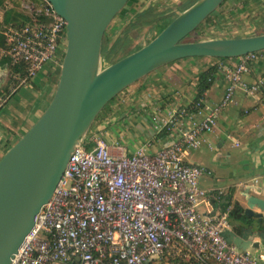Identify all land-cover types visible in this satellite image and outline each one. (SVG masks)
I'll list each match as a JSON object with an SVG mask.
<instances>
[{"label": "built area", "instance_id": "2783aa9c", "mask_svg": "<svg viewBox=\"0 0 264 264\" xmlns=\"http://www.w3.org/2000/svg\"><path fill=\"white\" fill-rule=\"evenodd\" d=\"M21 8L26 18L17 22H5L0 12V55L10 63L0 108L44 63L58 62L65 45L66 20L48 0H26ZM260 54L247 52L233 64L219 61L226 85L202 117L204 96L152 116L158 131L178 133L153 152L145 145L127 151L97 131L83 136L8 264H161L162 258L166 264H264V252L255 257L226 239L232 205L222 204L221 189L201 187L204 167L182 157L199 147L238 88L250 95L264 91V76L243 78Z\"/></svg>", "mask_w": 264, "mask_h": 264}, {"label": "water", "instance_id": "95a60500", "mask_svg": "<svg viewBox=\"0 0 264 264\" xmlns=\"http://www.w3.org/2000/svg\"><path fill=\"white\" fill-rule=\"evenodd\" d=\"M48 1L66 20L65 45L44 108L0 157V264L9 263L33 226L75 145L126 87L179 58L238 57L264 50V31L187 39L225 1L194 0L146 43L102 66L108 43L121 33L108 40L112 22L132 0ZM242 196V211L223 234L257 257L264 252V197L249 188Z\"/></svg>", "mask_w": 264, "mask_h": 264}, {"label": "crops", "instance_id": "0c3cea01", "mask_svg": "<svg viewBox=\"0 0 264 264\" xmlns=\"http://www.w3.org/2000/svg\"><path fill=\"white\" fill-rule=\"evenodd\" d=\"M6 2V9L4 2L0 4L4 21L9 14V21L5 22L26 18L21 8L25 0ZM263 5L264 0H235L232 10L248 12ZM242 11H239L241 16ZM161 21L150 38L167 23L165 19ZM224 27L228 30V26ZM4 58L0 55V90H5L8 84V63ZM223 61L233 64L237 57ZM57 63L55 60L44 63L37 74L19 87L0 108V157L41 113L51 92ZM210 64H216L218 72L211 86L203 92L205 102L201 113L197 114L198 118L202 117L207 106L222 95L226 78L217 60L192 56L168 62L126 87L116 99L106 104L105 112L102 111L95 119L92 131L101 133L109 143L121 142L127 151L145 145L153 152L170 143L178 133L158 131L157 122L152 116H163L167 110L188 106L196 94L197 74ZM260 76H264V50L251 63L250 71L243 74L246 81ZM177 119L181 120V125H187L184 117L178 116ZM182 157L203 166L200 186L209 190L221 189L223 196L229 192V204L237 201L243 207L242 193L245 188L264 197V91L250 95L238 88L231 102L221 111L214 128L202 134L199 147L184 152ZM200 208L207 210L205 204ZM230 218L231 226L233 220Z\"/></svg>", "mask_w": 264, "mask_h": 264}, {"label": "rangeland", "instance_id": "374dc122", "mask_svg": "<svg viewBox=\"0 0 264 264\" xmlns=\"http://www.w3.org/2000/svg\"><path fill=\"white\" fill-rule=\"evenodd\" d=\"M189 2L190 0H132L128 6V9L125 11L126 13L119 14L112 22L111 29H109L108 32L109 39H107L111 41L117 31L121 30L119 35L120 38H118L112 44L108 43L107 47L110 48L107 49L106 53L109 55V60L103 58L102 66L106 65L107 62L115 58H119L135 50L137 46L146 43L148 39H151L150 37L154 31H156V29H158L160 26L162 22L161 20H169ZM234 2L235 0H225L218 7L217 11L212 13L211 19L208 21H203L196 31L191 33L187 39L224 37L226 35H245L248 33H256L264 30V5L257 10H249L248 12L239 9V11H242L241 16L239 11L232 10ZM143 8L145 9L144 13ZM131 19H137V25H132L130 22ZM112 26L115 28H112ZM224 26H228V30H226ZM121 39L122 41H120ZM209 58L217 60L218 62L220 60L223 61L218 57ZM116 97L117 96H115L112 100L116 99ZM105 110L106 106L100 111V113H102V111L104 113ZM99 119L98 121H100ZM92 129L93 124L87 133L91 134Z\"/></svg>", "mask_w": 264, "mask_h": 264}, {"label": "trees", "instance_id": "16d2710c", "mask_svg": "<svg viewBox=\"0 0 264 264\" xmlns=\"http://www.w3.org/2000/svg\"><path fill=\"white\" fill-rule=\"evenodd\" d=\"M3 1H4V0H0V4H1ZM27 1L32 2L34 5H42V4L44 3V0H27ZM193 1H194V0H190V2L187 3L184 7H182V9L185 8V7H187V6H188L190 3H192ZM182 9H181V10H182ZM216 11H217V10H215L213 13H215ZM211 15H212V14H211ZM211 15H209V16L207 17L206 21H208V20L211 19ZM172 17H173V16H172ZM172 17H171V18H172ZM171 18H170L168 21H166V22H169V21L171 20ZM5 21H9V14H8V16L6 17ZM130 22H131L132 25H137L138 20H137V19H136V20H132V19H131ZM165 24H166V23H165ZM165 24H164V25H165ZM164 25H163V26H164ZM118 38H120V36H119ZM3 40H4L3 35L0 33V45L3 44ZM120 41H122V39H121ZM137 47H139V46H137ZM137 47H136V48H137ZM109 48H110V47H107V48L105 49V51H104V54H103V58H105V59H107V60H109V55L106 53V51H107V49H109ZM261 51H263V50H260V52H261ZM218 58H220V59H222V60H225V59L235 58V57H218ZM4 60L7 61L8 66H9L10 63H9V60H8L7 56H5ZM10 66H11V65H10ZM11 67H13L14 69L17 68V66H11ZM217 72H218L217 65H216V64H210L206 69L200 71V72L197 74L196 94H195V96H194V98H193L192 101H195V100H197L199 97L203 96V92L211 86V84H212V82H213V79H214V75H215ZM98 115H99V114H98ZM96 118H97V117H96ZM221 202H222V204H224V205H227V204L231 203V194L228 192L226 195H224V196L222 197ZM231 205H232V206H231V210H230L229 218H230V217H233V218H234L235 216H237V215H239V214L241 213V211H242V206H241L237 201L233 202ZM165 261H166V260H165L164 258H162L160 263H161V264H166ZM155 262H156V260L151 259V260H149V261L147 262V264H155ZM168 264H190V263H188V262H186V261H176V260L173 261V260H172V261H170Z\"/></svg>", "mask_w": 264, "mask_h": 264}, {"label": "flooded vegetation", "instance_id": "af4514ba", "mask_svg": "<svg viewBox=\"0 0 264 264\" xmlns=\"http://www.w3.org/2000/svg\"><path fill=\"white\" fill-rule=\"evenodd\" d=\"M230 219H232V220H233V217H231Z\"/></svg>", "mask_w": 264, "mask_h": 264}]
</instances>
